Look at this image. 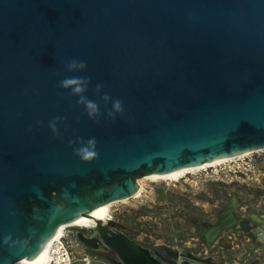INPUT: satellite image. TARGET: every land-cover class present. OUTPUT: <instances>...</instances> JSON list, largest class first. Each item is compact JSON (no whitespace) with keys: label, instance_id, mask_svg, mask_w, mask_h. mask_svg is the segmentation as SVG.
I'll use <instances>...</instances> for the list:
<instances>
[{"label":"water","instance_id":"obj_1","mask_svg":"<svg viewBox=\"0 0 264 264\" xmlns=\"http://www.w3.org/2000/svg\"><path fill=\"white\" fill-rule=\"evenodd\" d=\"M73 59L86 69L68 72ZM69 76L90 79L96 119L59 87ZM93 137L98 158L82 161L69 142ZM262 149L264 0H0V264L35 257L70 219L135 196L146 175ZM218 220L211 240L201 231L207 244L237 226ZM96 223L99 236L76 238L120 264H164Z\"/></svg>","mask_w":264,"mask_h":264},{"label":"rangeland","instance_id":"obj_2","mask_svg":"<svg viewBox=\"0 0 264 264\" xmlns=\"http://www.w3.org/2000/svg\"><path fill=\"white\" fill-rule=\"evenodd\" d=\"M139 193L113 202L105 223H114L131 237L178 257L209 264H264V149L168 179H139ZM236 200V214L245 226L224 229L207 244L202 229ZM207 225V226H206ZM74 264H115L90 250L75 236Z\"/></svg>","mask_w":264,"mask_h":264},{"label":"clouds","instance_id":"obj_3","mask_svg":"<svg viewBox=\"0 0 264 264\" xmlns=\"http://www.w3.org/2000/svg\"><path fill=\"white\" fill-rule=\"evenodd\" d=\"M68 72H81L84 71L87 67L84 61L78 60H69L65 65ZM90 84V79L87 77L81 76H69L65 77L59 82V87L64 90H69V94L71 96L78 97L77 104L83 105L89 118L96 119V117L100 114V108L97 102L90 100L87 98L85 93L87 92L88 86ZM102 85H97L95 91L100 93L102 89ZM101 99L104 101L105 104L111 100V98L107 94H103ZM112 103V110L108 112V116L110 118H114L115 114L121 113L123 111L122 102L119 99L111 101ZM63 118L56 117L50 123L49 127L53 131L54 134L58 133L57 129V121H61ZM72 143H79L80 147H76L73 149L75 155H77L82 161L90 162L94 159L98 158V152L96 151V139L90 138L87 141L83 139H78L77 141ZM258 238L264 240V229H261L258 233Z\"/></svg>","mask_w":264,"mask_h":264},{"label":"bare ground","instance_id":"obj_4","mask_svg":"<svg viewBox=\"0 0 264 264\" xmlns=\"http://www.w3.org/2000/svg\"><path fill=\"white\" fill-rule=\"evenodd\" d=\"M257 151H259V150H256V152ZM247 154H249V153H244V154H240V155H237V156L223 158V159L216 160V161H213L211 163H206V164H203V165H200V166L182 168V169H178V170L171 171V172H168V173L149 174V175H146L144 177L145 178H151V179L176 178V177L184 175L185 173L191 172L193 170L204 168L206 166L216 165V164L222 163L223 161H226V160H229V159H233L235 157H241V156L247 155ZM138 193H139V191L135 195H137ZM234 201L235 200H233V202ZM112 203L113 202L101 204V205L97 206L95 209H93L91 212H89L88 214H84V215H81L79 217H75V218L70 219L47 242V244L45 245V247L42 249V251L39 254H37L35 257H33L31 259H28V258L24 257L22 259V263L23 264H41V263H43L44 260H45V257H46V251L48 249V246H49L51 240L54 239L56 236L60 235L61 233H63V229H65L66 227L77 226V227H81V228L82 227L87 228V227H90L92 225L95 227L96 224H97L96 223L97 220H99V221L104 223L107 220V215H108V212H109V209H110V205ZM219 218L223 221V223H237V226H238L239 216L236 214L235 210H233V205L232 204L229 207H227L224 210V212H222V214L220 215ZM219 222H220V220H218L216 223L211 224V225L205 227L204 229H202L203 231H207L206 235H207V239L208 240H211L212 238H214L217 235V233H218V223ZM161 253L164 254V256H166L167 259H169V260H170V258H176L177 257V255L174 252H172L170 250H167L165 248L161 250ZM174 261L175 260H173V262Z\"/></svg>","mask_w":264,"mask_h":264},{"label":"built area","instance_id":"obj_5","mask_svg":"<svg viewBox=\"0 0 264 264\" xmlns=\"http://www.w3.org/2000/svg\"><path fill=\"white\" fill-rule=\"evenodd\" d=\"M65 229L51 240L45 260L41 264H74L73 240Z\"/></svg>","mask_w":264,"mask_h":264},{"label":"flooded vegetation","instance_id":"obj_6","mask_svg":"<svg viewBox=\"0 0 264 264\" xmlns=\"http://www.w3.org/2000/svg\"><path fill=\"white\" fill-rule=\"evenodd\" d=\"M229 207V206H228ZM227 208V207H226ZM225 208V209H226ZM225 209H223L221 212H220V214H219V216H218V219H219V217H220V215L222 214V212H224V210ZM218 221V220H217ZM216 221V222H217ZM215 222V223H216ZM105 223V222H104ZM246 223H248V221H246V220H243V219H239V223H238V226H239V224H242L243 226H245L246 225ZM105 224H107L108 226H109V228L110 229H119V230H122L120 227H118L116 224H114V223H111V222H109V223H105ZM93 226V225H92ZM92 226H90V227H87V228H85V227H82V228H79L78 230H81L82 232H83V235L85 236V237H93V236H99V234L97 233V230H96V226L94 227H92ZM207 226V225H206ZM122 231H124V230H122ZM125 232V231H124ZM126 233V232H125ZM128 234V233H127ZM129 235V234H128ZM130 236V235H129ZM133 238V237H132ZM134 239V238H133ZM136 240V239H135ZM140 242V241H139ZM142 243V242H141ZM84 244V243H83ZM144 244V243H143ZM85 245V244H84ZM94 247H88L87 245H85L86 247H88L90 250H94L95 252H97V253H99V254H101V255H104L105 257H107L110 261H112L113 263H115V264H120V263H122V261H121V259L119 258V256L117 255V253H116V251L115 250H113V249H110V248H106L105 246H104V244H100L99 242H94ZM145 245H147V244H145ZM149 246V245H148ZM151 247V246H150ZM151 248H154V247H151ZM163 248H155V250L157 251V252H160V255H155V257H157L158 259H160L164 264H172V263H170V262H167V261H164L163 260V257H166V256H164V254H162L161 253V250H162ZM167 258V257H166ZM170 258V257H169ZM181 258H183V257H176V258H170L171 260H175V262H178L179 261V259H181Z\"/></svg>","mask_w":264,"mask_h":264}]
</instances>
